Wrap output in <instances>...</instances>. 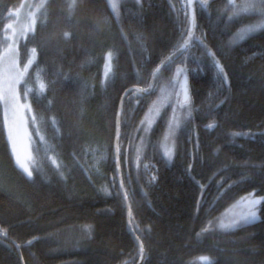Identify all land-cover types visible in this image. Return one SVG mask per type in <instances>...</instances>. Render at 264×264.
Returning a JSON list of instances; mask_svg holds the SVG:
<instances>
[{
    "label": "trees",
    "instance_id": "1",
    "mask_svg": "<svg viewBox=\"0 0 264 264\" xmlns=\"http://www.w3.org/2000/svg\"><path fill=\"white\" fill-rule=\"evenodd\" d=\"M19 1L0 0V45H6L3 28L9 9L13 10ZM181 2L171 0L177 8ZM72 4L75 6L70 8ZM227 4V0H215L206 10L196 4L197 31L204 32L214 50L227 45L234 32L250 21H229ZM37 17L34 32L21 42V57L24 51L28 53L36 47L38 62L31 70L33 76L40 69L46 81L56 83L47 91V98L38 103L34 100L33 106L46 116L55 114L60 121L63 138L51 142L57 145L56 152L63 163H70L74 151L85 162L84 149L88 146L106 150L107 158L99 175H85L74 167L65 183L58 179L41 151L43 173L32 183L10 161L0 118V170H7L0 176V228L8 230V239L24 245L19 249L20 257L17 249L8 246L11 241L0 237V264H21V260L23 264H136L139 247L127 228L122 198L116 195L117 188H110L111 195L99 189L110 185L115 174L113 144L119 98L131 86H145L152 69L168 54L178 34L176 13L170 0L123 1L117 22L107 0H46ZM101 17L108 23L97 27ZM65 32L69 33L67 40L63 38ZM137 35L143 37L144 47L136 42ZM261 44L264 35H256L224 49L227 55L222 63L229 73L231 88L212 98L209 94L216 91L213 74L202 70L203 64L190 61L189 67L195 69L189 73L194 119L179 135V151L173 163L162 159L160 122L150 134L139 176L134 162L122 167L123 174L132 178L130 187L135 194L131 203L139 229L135 233L146 249L143 264H201L203 256L211 257L215 264H264V208L252 224L230 232H217L213 226L201 237L196 235L243 195L255 190L264 196V137L230 135L264 132ZM110 50L115 53L114 75L107 88H101L104 57ZM190 51L193 57L200 55L198 47ZM84 81L89 88L81 106L80 86ZM225 97L226 102L219 104ZM52 98L55 104L49 112L47 100ZM133 104L134 100L125 105L124 148L129 147V137L144 115L142 109L133 110ZM77 121L79 128L74 126ZM212 122L216 126L206 128ZM48 135L51 137V129ZM133 155L130 149L129 157ZM193 156L192 175L197 180L207 182L212 172L226 166L220 175L225 177L226 187L232 185L222 200L214 202L213 181L199 210V187L185 171ZM145 164L155 168L145 171ZM153 174L157 180L150 183ZM88 227L92 229L91 239L85 242L82 230ZM29 240L33 243L28 244Z\"/></svg>",
    "mask_w": 264,
    "mask_h": 264
},
{
    "label": "snow or ice",
    "instance_id": "2",
    "mask_svg": "<svg viewBox=\"0 0 264 264\" xmlns=\"http://www.w3.org/2000/svg\"><path fill=\"white\" fill-rule=\"evenodd\" d=\"M139 3V0H137ZM198 3L201 9L206 10L209 7V0H182L180 8L171 3L170 7L176 13L177 18V36L173 42L170 51L164 55L159 63L152 69L148 77L145 79V87H133L125 89V92L120 97V107L115 112V174L112 177L110 185L101 186L99 191L105 195H111L110 188H117L116 195L122 198L124 206L127 208L128 225L130 231L135 233L138 231L137 225L134 223L132 199L134 191L131 189L132 178L125 176L122 172V167L130 166L135 163L137 169V177L141 162L145 158L146 148L150 143V134L155 131V127L159 126L163 121L165 126L162 141L159 142V148L162 149V159L165 163L171 164L174 157L178 154V138L181 132L188 128L193 119V101L190 95L189 88V73L195 71L189 67V62L195 60L199 64L204 65V69L213 74L216 83V91L209 94V97H215L222 91H230L231 84L229 73L226 72L225 64L222 63V58L227 55L225 48L231 49L240 41L247 38H252L256 35H264V0H228L225 11H227L228 20L232 21L236 18L255 19L248 24L243 25L229 39L227 45L221 44L215 50L207 41V37L203 31L198 33L197 10ZM72 4L69 7H74ZM45 7V3L36 6V11L39 12ZM108 7L111 8L117 22H119L118 6L114 0H108ZM12 9H9L8 18L11 19ZM37 15L33 13L30 17V23L25 27L17 30L12 24L5 25V32L11 31V36L5 37L6 46L0 45V118H2V128L6 136V145L9 150V158L13 163L14 168L19 170L28 181L35 183L36 176L43 173V165L41 163L40 153L43 151L45 159L51 162L53 171L58 179L62 182H67L74 167L79 168L82 173L88 175L91 172L100 174V166L106 160V150L97 147H86L84 149L85 162H81L78 153H72L70 163H63L60 159V154L56 152L57 145L53 144L52 140L62 139L63 133L60 127V121L55 114L46 116L37 111L33 106V101L37 103L42 99H46V93L52 85L53 81H46L42 76V71L38 69L33 76L32 69L37 64L38 49L33 47L29 50V55L26 61L20 58V52L17 47L18 40L27 38L28 33L35 30L37 23ZM101 23H108L107 18L101 17L97 21V27ZM123 34V33H122ZM69 33H63V38L67 40ZM127 39V36H125ZM136 42L144 47L143 37L136 36ZM200 49V55L193 57L191 49L193 47ZM262 54H264V44L260 45ZM115 57L114 51H108L105 54L104 60V79L100 82L101 88H107L108 81L113 77L112 61ZM175 65L174 71L173 66ZM167 74V76H166ZM60 75V73H57ZM166 76V78H165ZM68 77H65L67 79ZM88 82L84 81L80 86V104H84L88 93ZM155 97V98H153ZM135 101L132 105L133 110L137 108L144 110V115L136 125L135 132L129 137V147L124 148L122 139L125 135L123 127L126 125L125 105L131 101ZM227 97L220 100L219 104L225 103ZM55 104V98L47 100V109L50 112ZM219 104L216 105L219 107ZM146 106V107H145ZM171 108V112L168 109ZM83 112V107H81ZM80 127L79 122L74 125ZM216 126L215 122L206 125V128L212 129ZM49 129L52 135L49 137ZM233 138L243 136L246 138H255L256 135L264 137V132L255 133L248 132H233L230 134ZM137 136L139 139L137 140ZM191 142V137H189ZM134 151V155L129 157V150ZM196 149L194 148V151ZM217 153L220 151L216 150ZM91 153V162H87V156ZM49 153H52L49 155ZM195 156L193 161L188 163L185 170L188 177L198 185L200 190V198L197 200V210H199L206 197L211 183L214 181L216 185V195L213 197L214 202L222 200L231 189L232 185L225 186V177L220 175L226 171V166L217 168L208 177L207 182L202 183L197 180L192 173L195 171ZM155 166L145 164L144 169H154ZM6 169L0 170V176L6 174ZM220 176L216 180L215 177ZM89 179L91 176L89 175ZM117 179L119 180L117 187ZM157 176L155 174L149 177V182H155ZM3 181L0 180V186ZM147 193H145V196ZM233 208H240V211L226 210L220 217L215 218V228L222 232H228L241 227L242 225L252 224L259 217L261 208H264V196L253 192L247 193L241 197ZM213 220H209L207 226L202 228L201 232L197 233V237L209 232L213 228ZM91 227L82 230V240L91 239ZM0 236L7 238L8 230L0 228ZM38 239V238H34ZM135 240L139 245V256L143 264L146 255L145 245L139 236H135ZM28 244H32L33 240H29ZM10 248L20 249L24 245L17 244L11 241L8 245ZM201 264H215V261L209 256L200 258Z\"/></svg>",
    "mask_w": 264,
    "mask_h": 264
},
{
    "label": "rangeland",
    "instance_id": "3",
    "mask_svg": "<svg viewBox=\"0 0 264 264\" xmlns=\"http://www.w3.org/2000/svg\"><path fill=\"white\" fill-rule=\"evenodd\" d=\"M123 1L124 0H114V2L118 6V11L120 10V4ZM43 2L45 3L46 0H43ZM237 2H240V0H237ZM41 3H42V0H20L18 5L12 10V15H11L12 18L8 19V21H6L5 25L12 24L17 30L25 27L27 24L30 23L31 15L33 13H36V15H37L38 12L36 11V6L41 4ZM254 19H255V17H252L250 19V21H248L245 24L251 23ZM245 24H243V25H245ZM5 25H4V29H5ZM243 25H241L238 29H240ZM4 29H3V34H4V31H5ZM237 30L234 32V34L237 32ZM11 35H12L11 31L5 32V37L6 36H11ZM233 35L230 38H232ZM23 39L24 38L19 39L18 43H17V47L19 49V52L21 50V42H22ZM240 42H238L237 44H239ZM28 55H29V52L27 53L26 51H24L23 52V56L21 57V53H20L21 60L22 61H26ZM103 74H104V65H103ZM143 87H145V86H143ZM153 98H155V97H153ZM168 112L169 113L171 112V108L168 109ZM161 123L163 124V134H162V138H161V141H162L163 135H164V129H165L166 125L164 124L163 121H161ZM160 150L162 152V149H160ZM91 159H92V156H91V153L89 152V154H88V162H91ZM100 168H101V166H100ZM103 177H105V176H103ZM245 195H243V196H245ZM239 200L240 199H238L237 201H239ZM237 201L234 202L233 204H231L230 206H228L227 208H225L217 217H220L222 214H224L226 212V210H229V211H240L241 210L240 208H238V207L237 208H233L232 207L233 205H235L237 203ZM215 222H216V219H214V224H213L214 228H215ZM215 230L218 231V232H222V231H220L219 229H216V228H215Z\"/></svg>",
    "mask_w": 264,
    "mask_h": 264
},
{
    "label": "water",
    "instance_id": "4",
    "mask_svg": "<svg viewBox=\"0 0 264 264\" xmlns=\"http://www.w3.org/2000/svg\"><path fill=\"white\" fill-rule=\"evenodd\" d=\"M209 1H212V0H209ZM131 88H133V87H131ZM128 89H130V88H128ZM124 94V93H123ZM122 94V95H123ZM120 107V101H119V105H118V108ZM114 145H115V140H114ZM115 159V158H114ZM125 207V206H124ZM125 214H126V223H127V227H128V229H129V225H128V216H127V208L125 207ZM129 231H130V229H129ZM130 233H131V235L133 236V238L135 239V236H137L135 233H133L132 231H130ZM1 237H3V236H1ZM136 241V240H135ZM136 243H137V241H136ZM138 244V243H137ZM139 246V245H138ZM141 261V260H140ZM138 264H140V262L138 263Z\"/></svg>",
    "mask_w": 264,
    "mask_h": 264
}]
</instances>
